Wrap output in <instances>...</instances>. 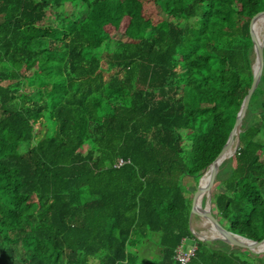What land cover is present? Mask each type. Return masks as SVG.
<instances>
[{"label": "trees", "instance_id": "16d2710c", "mask_svg": "<svg viewBox=\"0 0 264 264\" xmlns=\"http://www.w3.org/2000/svg\"><path fill=\"white\" fill-rule=\"evenodd\" d=\"M65 2L58 23L42 22ZM262 10L264 0H0V264H179L185 238V264H264V252L197 240L182 184L226 141ZM262 58L237 148L210 188L218 222L252 240L264 237V45ZM151 233L157 257L142 261Z\"/></svg>", "mask_w": 264, "mask_h": 264}, {"label": "water", "instance_id": "95a60500", "mask_svg": "<svg viewBox=\"0 0 264 264\" xmlns=\"http://www.w3.org/2000/svg\"><path fill=\"white\" fill-rule=\"evenodd\" d=\"M259 15H264V10L255 13L249 21V37L252 44V51H253V63L251 65L252 70V77L249 87L244 94L239 108L236 112L232 127L227 135L225 143L222 145L221 149L214 157V159L208 164L205 171L198 177L196 186L194 191L192 192L191 199H190V208L188 213V227L192 235L197 240H221L230 246L245 248L254 253H262L264 252V237L260 240H252L246 237L240 236L238 234L232 233L231 231L224 228L216 219V217L210 211V201H209V194L210 188L213 184L214 177L217 171L218 165L225 159L229 158L234 150L237 148L238 144V132L239 127L244 116L249 98L253 90L255 89L259 77L262 70L263 58H262V47L264 45V39H259L258 33L254 30L255 20ZM234 142V150L231 154H225L228 147ZM207 175L206 181L203 185H200V179L203 175ZM205 193L206 200L203 204L197 205L196 201L198 197ZM192 215H196L201 217V219H205L213 231L215 232L214 236H199L198 234L194 233L190 228V218Z\"/></svg>", "mask_w": 264, "mask_h": 264}, {"label": "rangeland", "instance_id": "374dc122", "mask_svg": "<svg viewBox=\"0 0 264 264\" xmlns=\"http://www.w3.org/2000/svg\"><path fill=\"white\" fill-rule=\"evenodd\" d=\"M70 10H71V6L69 5L68 2H65L62 6H59L56 8H48L45 12V17L42 22L48 23V24H56L58 23V20L64 14L69 13ZM258 35L260 36V38H262V36L264 35V28L259 30ZM44 131L45 132L48 131V127L44 129L42 132L44 133ZM84 148H85V145L82 147V149ZM182 184L185 186V189H186L185 196L191 197L192 192L194 191L195 186H196V183L194 182V180L190 177H183ZM210 198H211V194H209V201H210ZM205 200H206V196L202 198L201 206H203ZM203 220L204 219H201V217L199 216H196V215L191 216L190 228L194 233L201 234L203 232H206V229L202 225ZM149 238L150 239L148 240L147 244L140 248L139 256L142 261H148V260H151L157 257V251H158L157 244H156L157 234L151 233L149 235ZM192 245H193V239L185 238L181 241L180 247L183 250H188L190 247H192ZM262 257L264 258V256Z\"/></svg>", "mask_w": 264, "mask_h": 264}, {"label": "bare ground", "instance_id": "6f19581e", "mask_svg": "<svg viewBox=\"0 0 264 264\" xmlns=\"http://www.w3.org/2000/svg\"><path fill=\"white\" fill-rule=\"evenodd\" d=\"M264 24V20L263 21H260V22H258V23H256V25L254 26V30L256 31V33H258L259 32V29L261 28V25H263ZM264 36V35H263ZM262 36V38H260V36H259V39L261 40V39H264V37ZM233 150H234V142L228 147V149L226 150V153L225 154H231L232 152H233ZM206 178H207V175L205 174V175H203L202 177H201V179H200V185H203L204 183H205V181H206ZM206 194L205 193H203V194H201L199 197H198V199H197V201H196V204L197 205H201V201H202V198L205 196ZM202 225L204 226V228L206 229V232H203V233H201V234H198L199 236H214L215 235V232L213 231V229L211 228V226L209 225V223L204 219L203 221H202Z\"/></svg>", "mask_w": 264, "mask_h": 264}, {"label": "built area", "instance_id": "2783aa9c", "mask_svg": "<svg viewBox=\"0 0 264 264\" xmlns=\"http://www.w3.org/2000/svg\"><path fill=\"white\" fill-rule=\"evenodd\" d=\"M125 161H123L122 159L118 158L116 160V162L114 163V166H119L121 164H123ZM194 250V245H192V247H190L188 250H183L180 245L177 246L174 249L173 252V258L179 263V264H185L190 256L192 255Z\"/></svg>", "mask_w": 264, "mask_h": 264}, {"label": "crops", "instance_id": "0c3cea01", "mask_svg": "<svg viewBox=\"0 0 264 264\" xmlns=\"http://www.w3.org/2000/svg\"><path fill=\"white\" fill-rule=\"evenodd\" d=\"M143 247V246H142ZM139 253H140V249H139Z\"/></svg>", "mask_w": 264, "mask_h": 264}]
</instances>
